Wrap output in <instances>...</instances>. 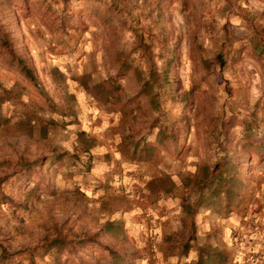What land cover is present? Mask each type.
I'll return each instance as SVG.
<instances>
[{"label":"rangeland","instance_id":"374dc122","mask_svg":"<svg viewBox=\"0 0 264 264\" xmlns=\"http://www.w3.org/2000/svg\"><path fill=\"white\" fill-rule=\"evenodd\" d=\"M87 100L131 183L92 179ZM257 230L264 0H0V264H224Z\"/></svg>","mask_w":264,"mask_h":264},{"label":"crops","instance_id":"0c3cea01","mask_svg":"<svg viewBox=\"0 0 264 264\" xmlns=\"http://www.w3.org/2000/svg\"><path fill=\"white\" fill-rule=\"evenodd\" d=\"M80 101L83 103L81 96L79 97ZM90 100H87L86 103L81 105L82 113L78 117L75 125H72L68 131L70 133H88L86 131L88 127L86 126V122L90 123L89 119L92 120L94 129L90 130V133L94 140V149L91 151L92 154L99 158V156L103 153L111 154L112 163L106 165L104 168V164L100 161L94 163L92 167V179L99 180H108L109 177L114 178L115 175H119L118 178H124V182L131 183L133 177L137 175L139 170V163H147L143 161L137 162V156L131 152L129 155V159L121 154V150L125 149L126 144L129 143V139L124 141V135L121 136V125L119 119L121 115L113 114L108 111H97V113L90 112V109H86L85 105H90ZM98 110L101 109L98 106H95ZM90 112V113H89ZM92 117V118H91ZM120 153V154H119ZM119 160H125L124 170L122 175V170L116 166V163ZM127 171V172H126ZM133 173V174H132ZM134 175V176H133ZM79 183H84L87 187L93 188L91 185V180L85 178H79ZM128 184V183H127ZM119 216L124 214V217L127 219H132L135 215H137L136 210L128 209L121 210ZM118 218V216H116ZM236 218L230 217L227 219L225 228H232L235 226ZM258 231V232H257ZM252 238L248 239L246 243L243 245V249L238 251L236 248L233 249L232 253L228 256L227 260L224 264H264V249H261V246L264 245V237L260 236V231L257 230ZM250 232V231H249ZM263 248V247H262ZM229 249V248H228Z\"/></svg>","mask_w":264,"mask_h":264},{"label":"trees","instance_id":"16d2710c","mask_svg":"<svg viewBox=\"0 0 264 264\" xmlns=\"http://www.w3.org/2000/svg\"><path fill=\"white\" fill-rule=\"evenodd\" d=\"M21 70L24 71V72H26V73H29V71H30L27 67H22ZM111 253H112V256L114 257V253L113 252H111ZM202 260H203V257L200 256V261H199L198 264H201Z\"/></svg>","mask_w":264,"mask_h":264}]
</instances>
